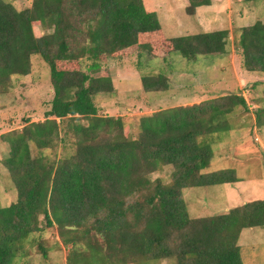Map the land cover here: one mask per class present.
Masks as SVG:
<instances>
[{
	"label": "trees",
	"instance_id": "1",
	"mask_svg": "<svg viewBox=\"0 0 264 264\" xmlns=\"http://www.w3.org/2000/svg\"><path fill=\"white\" fill-rule=\"evenodd\" d=\"M244 1L255 7L261 0ZM211 4L188 0L185 9L193 15ZM36 25L47 32L37 35ZM239 32L241 66L264 76V20ZM229 35L225 28L168 37L144 0H31L23 9L0 0V95L31 73L33 55L49 66L53 89L42 120L27 119L1 135L9 148L1 163L16 199L0 201V264H31L37 254L47 261L48 230H56L66 264H244L240 234L264 226V199L193 217L184 190L244 180L235 168H208L235 110L248 109L245 97L160 109L140 118L136 136L126 133L121 116L100 114L95 102L116 91L111 60L172 52L188 61L221 58ZM84 62L86 69L78 66ZM152 70L141 77L144 91H166L171 76ZM253 103L251 127L264 137V91ZM59 146L70 153L57 156ZM165 166L172 168L168 181L152 177Z\"/></svg>",
	"mask_w": 264,
	"mask_h": 264
},
{
	"label": "rangeland",
	"instance_id": "2",
	"mask_svg": "<svg viewBox=\"0 0 264 264\" xmlns=\"http://www.w3.org/2000/svg\"><path fill=\"white\" fill-rule=\"evenodd\" d=\"M12 1L17 9L26 8L31 4V0ZM214 1L215 5L203 6L198 10L201 15L198 19L208 30L229 28V42L224 56L200 57L187 61L179 56L180 54L172 52L164 57L165 62L161 58L153 60L149 58L150 61L142 58V61L138 62L136 56L124 58L120 62L111 60L108 71L111 72L116 91L109 96L101 95L95 101L101 109L100 114L121 116L126 133L136 136L140 118L160 109L198 103L231 93L245 97L248 111L238 107L235 110L237 115H232V127L236 129L237 138L226 137L224 142L217 145L215 153L217 156L213 163V168L234 167L238 174L244 177V181L238 183L239 186L233 184L228 189L218 188L216 185L185 189L188 210L193 217L225 213L231 207L255 199H264V137L259 138L255 128L251 127L255 123L253 99L263 94L264 76L245 71L234 46V39L240 33L241 27L252 24L257 18L264 20V5H261L264 1H259L260 4L255 7L244 5V0H224V3L221 0ZM155 3L161 8L160 14L167 19L164 25L165 35H185L190 27L193 33L202 32V25L193 22L198 15L193 16L186 12L184 5H188V0H144V5L149 10ZM218 3L223 4L217 5ZM176 22L186 31L176 28ZM45 32L47 31L41 26H35L37 35ZM31 60V73L21 77L20 82H17L9 92L0 95V201L3 205L15 201L16 190L5 166L1 163L9 152L1 135L13 129H22L27 119L42 120L44 111L49 108L48 104L53 98L49 66L38 55H33ZM86 64L84 62L78 66L86 69ZM147 64L149 66L143 68V65ZM155 65H158L156 68L162 67L171 76V79H168L169 87L166 91L160 92L161 94L145 93L141 77L146 70ZM189 77L196 79H187ZM252 129L254 130L251 131ZM70 151V146L65 150L59 146L56 154L62 156ZM35 152L36 150L32 148V153ZM51 155L55 158L53 152ZM231 157L234 158L229 160ZM171 171V167L165 166L154 172L152 177H161L168 181ZM40 218L42 219V216ZM43 239L46 241L45 245L51 248L50 256L47 261H43V257L37 254L35 249L37 255H34L31 264H66V251L57 246L56 230L54 234L50 230L44 232ZM238 245L244 264H264V226L244 229ZM155 264H175V261L163 259Z\"/></svg>",
	"mask_w": 264,
	"mask_h": 264
},
{
	"label": "crops",
	"instance_id": "3",
	"mask_svg": "<svg viewBox=\"0 0 264 264\" xmlns=\"http://www.w3.org/2000/svg\"><path fill=\"white\" fill-rule=\"evenodd\" d=\"M221 2H223L224 3V0H221ZM215 3V1L214 0H212V5H215L214 4ZM223 3H218L217 5H221V4H223ZM188 4V3H187ZM185 7L187 6V5H184ZM151 9H150V11H155L156 12V14H157V16H158V19L160 20V22H161V25H162V28H163V31H164V25H166V23H167V19L164 17V16H162L161 14H160V9L161 8H159L158 7V3H155L154 4V6H151L150 7ZM201 8V7H200ZM200 8H198L197 10H196V12H195V14H193V16H197L198 15V17H197V19L195 18L194 20L195 21H193V22H198V24H199V26H200V24L202 25L201 27L203 28L202 29V32H208V31H213V30H208V29H206L207 27H205V26H203V23L200 21L199 22V16H201L198 12V10L200 9ZM190 15V14H189ZM185 20V19H184ZM185 21H187V20H185ZM189 22V21H188ZM190 23V22H189ZM176 24V28H182V29H184V31H186L185 30V28L182 26V25H180V24H178V22H176L175 23ZM193 26V25H192ZM187 30H189L185 35H188V34H192L193 32H192V29H191V27H190V29H187ZM164 33H165V31H164ZM179 35H183V34H179ZM167 36V35H166ZM168 37H173V36H168ZM167 55H170V53H168ZM167 55H165V56H159V57H157V58H161L162 59V61L163 62H165V58H166V56ZM179 56H181V55H179ZM165 57V58H164ZM182 57V56H181ZM146 61H150L149 59H146V57H143ZM149 58V57H148ZM184 60H186L184 57H182ZM153 59H155V58H153ZM188 61V60H187ZM149 65L147 64L145 67H148ZM158 65H155V66H152V67H150L149 68V70H151V69H153L152 71H150V72H157L156 70L158 69V70H160V71H164L163 70V68L162 67H158V68H156ZM144 68V67H143ZM156 70H155V69ZM146 71H148V70H146ZM150 72H148V73H150ZM206 72V71H205ZM164 73H166V70L164 71ZM167 74V73H166ZM169 77V76H168ZM185 79V78H184ZM187 79H196L195 77L193 78H187ZM145 93H151V92H146L145 91ZM154 93V92H153ZM155 94H161V93H155ZM236 129H234V128H231L230 129V134H229V136H227V137H232L233 139H235V138H237L236 137V131H235ZM232 132V133H231ZM255 133L256 134H258L257 133V131L255 130ZM257 136V135H256ZM259 138H262V136H260L259 135ZM264 139V138H263ZM235 143H237V142H235ZM259 146H260V144L259 143H257ZM260 148H261V150H263V148L260 146ZM215 153H216V151H215ZM214 153V156H213V158H212V161H211V165H210V167L208 168V171H215V170H219L220 168H213V163H214V158L216 159V156H217V154H215ZM232 158H234V157H231V158H229V160L230 159H232ZM236 159V158H235ZM234 168V167H233ZM223 169H225V168H223ZM244 180H242V181H239V182H235V183H224V184H219V185H216V186H218V188L219 187H222V188H224V189H228V188H230V186L231 185H233V184H235L236 186H239L238 185V183H241V182H243ZM213 186H215V185H213ZM232 187V186H231ZM235 187V186H234ZM233 191V190H232ZM231 194V193H230ZM231 197H232V194L230 195ZM256 200V199H255ZM231 208H233V207H231ZM230 208V209H231ZM229 209V210H230ZM229 210H227L226 212H228ZM225 212V213H226Z\"/></svg>",
	"mask_w": 264,
	"mask_h": 264
}]
</instances>
